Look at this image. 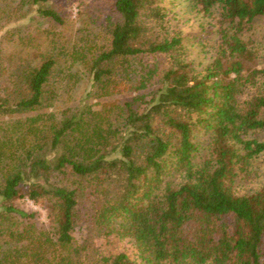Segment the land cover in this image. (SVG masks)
<instances>
[{
  "label": "trees",
  "instance_id": "obj_1",
  "mask_svg": "<svg viewBox=\"0 0 264 264\" xmlns=\"http://www.w3.org/2000/svg\"><path fill=\"white\" fill-rule=\"evenodd\" d=\"M48 1L0 0L1 33L63 24ZM189 1L216 18L198 69L156 0H100L63 69L0 41V264H264V184L239 183L264 155V67L241 38L264 0ZM132 81L146 91L112 97ZM124 239L132 254L105 248Z\"/></svg>",
  "mask_w": 264,
  "mask_h": 264
},
{
  "label": "rangeland",
  "instance_id": "obj_2",
  "mask_svg": "<svg viewBox=\"0 0 264 264\" xmlns=\"http://www.w3.org/2000/svg\"><path fill=\"white\" fill-rule=\"evenodd\" d=\"M156 1L167 13V25L171 30L179 31L183 38L182 43L188 58L194 62L193 64L197 66V69L201 68V64L210 60V56L218 44V36L214 33L216 18L207 17L203 13L197 12V9L191 6L189 0ZM99 2L100 0H49L47 7L61 13L64 18L63 24L55 25L48 21V18L40 19L35 16L33 19L28 17L26 20H21L16 27L19 30L14 33L6 34L7 32L1 33L0 31V41L2 40L4 55L7 59L15 57L16 61L19 62L16 64L32 63L39 60L40 53L48 51L51 47L56 55L57 53L59 54L60 64L58 63V66L63 69L66 58L68 59L66 64L70 61L71 55H69V51L74 45H80L82 34L86 30H97L100 28L101 20L97 18L96 12L93 10L94 7L99 5ZM6 29H13V26L6 27ZM241 38L253 53L254 66L257 68L264 67V14L254 17L249 27L241 33ZM53 40L57 42L56 46L51 45ZM22 58L27 59H24L23 62ZM76 68L80 67L77 66ZM72 69H75V67ZM124 83L122 87H125V90L122 93L113 95V98L132 97L137 92L146 91H135V88L131 87L135 84L133 81L132 83ZM201 134H198L200 141L204 140V135ZM261 136L264 137V134ZM254 163L257 171L251 180L239 182L243 184L242 188L253 189L258 185L264 184V155L259 157ZM15 204L29 213L33 212L35 215L34 220L37 224L46 225L48 223L46 210L41 204L33 203L26 198L17 199ZM75 234L76 238L81 236L79 231ZM104 245L105 248L124 249L132 254L133 248L126 239Z\"/></svg>",
  "mask_w": 264,
  "mask_h": 264
}]
</instances>
